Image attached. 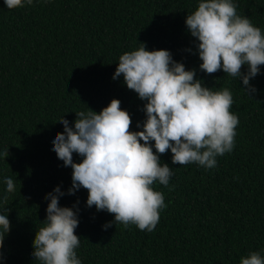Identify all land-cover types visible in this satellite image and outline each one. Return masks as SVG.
Instances as JSON below:
<instances>
[{
    "label": "trees",
    "instance_id": "16d2710c",
    "mask_svg": "<svg viewBox=\"0 0 264 264\" xmlns=\"http://www.w3.org/2000/svg\"><path fill=\"white\" fill-rule=\"evenodd\" d=\"M237 12L264 33V0H233ZM199 0H34L7 9L0 0V214L8 215L0 264H38L32 257L35 233L46 220L48 193L72 186V169L52 150L64 117L74 127L76 113H100L113 99L132 117V131L146 120L145 101L113 80L119 57L138 50H168L186 70L214 91L227 88L239 118L235 145L217 166L176 165L172 153L160 157L172 168L168 187L155 182L166 208L152 232L135 225H104L115 217L87 207V190L60 198L78 204L82 264H240L252 252L264 256V66L250 81L222 70L200 71L197 45L186 18ZM246 72V67L242 69ZM154 144V142H153ZM155 151V149L153 148ZM75 163L82 158L73 154ZM5 178L15 191L7 192ZM75 210V209H74Z\"/></svg>",
    "mask_w": 264,
    "mask_h": 264
},
{
    "label": "clouds",
    "instance_id": "9594fccd",
    "mask_svg": "<svg viewBox=\"0 0 264 264\" xmlns=\"http://www.w3.org/2000/svg\"><path fill=\"white\" fill-rule=\"evenodd\" d=\"M34 0H4L7 9L32 5ZM186 27L198 41L202 61L200 71L212 75L223 71L242 80V89L249 97L256 92L250 81L264 66V33L246 16L237 12L233 0H199L198 8L188 14ZM247 69L243 72L242 69ZM123 77L128 90L145 101L146 120L137 124L141 131H132V117L113 99L96 113H76L74 127L64 117V126L57 133L52 150L72 169V186L67 193L58 186L48 193L50 201L46 220L35 233L32 257L38 264H82L76 249L81 239L78 204L61 207L60 198L87 190V207L114 215L113 222L125 228L135 225L152 232L166 208L164 194L155 191V182L168 187L172 168L160 157L170 150L176 165L198 164L206 169L217 166V157L230 153L235 145L239 118L231 111L232 93L223 88L214 91L196 78V70H186L168 50H147L140 43L138 50L119 57L113 80ZM154 142V144H153ZM155 149V151L153 150ZM82 158L75 163L73 154ZM0 156L9 157L5 150ZM7 192L15 191L12 178H5ZM7 203V195L0 198ZM75 209V210H74ZM8 215L0 214V261L6 236L11 231ZM240 264H264V256L252 252Z\"/></svg>",
    "mask_w": 264,
    "mask_h": 264
}]
</instances>
